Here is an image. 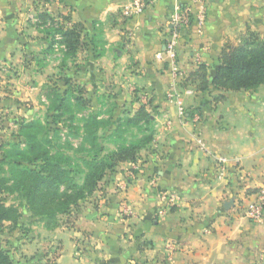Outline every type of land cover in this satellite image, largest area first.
<instances>
[{"label": "crops", "instance_id": "0c3cea01", "mask_svg": "<svg viewBox=\"0 0 264 264\" xmlns=\"http://www.w3.org/2000/svg\"><path fill=\"white\" fill-rule=\"evenodd\" d=\"M178 1L189 0H148L144 13L126 17V0H0L3 63L42 65L38 75L52 69L63 91L70 80L86 86L91 100L105 92L122 105L130 103L134 108L126 115L146 103L155 118L153 143L137 161L120 162L108 173L66 223L54 229L42 224L21 235L28 261L264 264V220L246 215L248 204L264 194V84L256 91L227 92L221 100L215 90L185 97L189 109L203 117L199 130L209 152L202 150L195 127L180 121L168 99L174 78L168 63L156 59ZM205 2L207 23L201 32L196 24L184 29L179 62L189 72L205 64L212 78L227 43H238L251 31L264 36V0ZM41 11L64 25L70 22L66 27H82L85 46L66 66L67 48L47 52L44 26L32 18ZM217 155L231 160L223 178L216 170ZM166 191L179 193L182 201L160 215V195ZM228 201L233 203L227 207ZM124 203L132 213L122 211Z\"/></svg>", "mask_w": 264, "mask_h": 264}, {"label": "trees", "instance_id": "16d2710c", "mask_svg": "<svg viewBox=\"0 0 264 264\" xmlns=\"http://www.w3.org/2000/svg\"><path fill=\"white\" fill-rule=\"evenodd\" d=\"M37 16L39 21L35 24L44 26L48 36L47 52L53 53L57 42L65 44L63 66H66L67 60L76 58L85 46L81 25L66 27L45 11ZM56 34L62 39L57 41ZM209 76L207 65L200 64L190 72L186 84L194 86L196 91L215 90L217 100L224 99L230 91H256L264 84V36L249 32L238 43H227L215 76ZM86 93L83 84L70 80L64 91L51 88L48 99L53 114L46 120L21 121L16 138L1 146L0 231L6 222L16 227L23 217L20 205L9 204L6 194H18L34 217L43 218L48 228H56L60 226L56 221L58 214L71 213L98 190L103 178L120 162L137 161L141 151L153 143L155 118L146 103L134 115L124 117L110 114L105 119L103 111H93L83 115L80 125H65L69 126L66 130L60 125L61 120L70 115L75 121L78 112L74 108L83 110L90 105ZM110 125L115 128L108 129L112 133L107 135L103 128ZM128 132L132 139L125 137ZM71 137L80 139V143L75 145ZM107 138L113 140L114 148L105 145L103 140ZM0 264L22 263L0 245ZM25 264L62 263L36 260Z\"/></svg>", "mask_w": 264, "mask_h": 264}, {"label": "rangeland", "instance_id": "374dc122", "mask_svg": "<svg viewBox=\"0 0 264 264\" xmlns=\"http://www.w3.org/2000/svg\"><path fill=\"white\" fill-rule=\"evenodd\" d=\"M251 32L257 33V31ZM25 66L26 65L20 60H13L10 63H3L0 60V155L2 153L1 146L16 138V134L19 131V123L21 121L35 118L46 120L50 113L53 114L52 111H49L50 102L48 93L51 88H62L61 85L55 82L56 77L52 74V69L47 68L42 77L37 73L39 70H42V65H38V68L29 67L30 65H27V67ZM84 87L87 90L86 86ZM91 89V91H93L94 88ZM86 94H88V90ZM104 94H100L101 96H98L97 99H90V105L87 106L86 109L80 110L74 108L75 111L78 112L75 121L71 120L70 115H66L63 120H61L60 125H80V119L83 115L90 114L93 111H103V117L106 119L110 114L115 115L116 118L120 116L124 117L133 110L134 107L130 103L122 105L116 101L112 93L110 95L105 94V96ZM48 119L51 120L52 118L50 117ZM69 126H65V129L68 130ZM114 128L115 125H110L103 129L104 131H108L107 135H110L112 132L108 129ZM131 130L137 131L136 128H131ZM126 136L128 139H132L131 132H128L125 137ZM71 141L75 145L80 143V139L75 137H71ZM112 141L113 140L109 138L103 140L109 149L114 148ZM6 197L9 204L15 203L20 205L23 217L16 227H13L14 224H10L9 222L4 224L0 231V245L4 246V248L10 252L15 261L25 264L29 261L25 259L27 256L24 255L22 250V243H20V239L22 238L21 235H29L33 229L39 230L42 224H44L47 229L50 228L46 226V221L43 220V218L34 217L32 213L27 210L26 206L22 204V199L18 194H6ZM74 209L72 211H74ZM68 214L70 213L58 214L56 221L59 222L60 225L66 223V221H68L67 219H69ZM27 255L30 256L29 254Z\"/></svg>", "mask_w": 264, "mask_h": 264}, {"label": "built area", "instance_id": "2783aa9c", "mask_svg": "<svg viewBox=\"0 0 264 264\" xmlns=\"http://www.w3.org/2000/svg\"><path fill=\"white\" fill-rule=\"evenodd\" d=\"M205 1L206 0H189L187 2H177L170 14L164 50L157 52L156 59L167 62L174 77L167 92V96L168 99L177 106L178 118L184 123L190 121L193 124L195 127L194 135L196 143L202 150L209 152L204 138L202 137V133L199 130V126L202 124L203 120L201 112L190 110L185 101L186 96H194L197 91L191 84H186L190 72L181 67L179 62L180 45L184 29L191 24H196L198 30L201 32L207 23L208 6ZM148 4V0H126L122 6V12L126 17H136L145 12ZM32 18L35 22L39 21L37 14ZM66 25H70V22H67ZM55 38L59 41L62 39V36L56 34ZM55 48L64 49L66 46L65 44L57 42ZM173 124L174 121L172 119L167 120L166 125L168 128H172ZM215 162L219 177L223 178L228 175L231 162L228 156L217 155L215 156ZM238 162L239 160L237 159L236 163ZM123 187H125V185ZM160 200L163 206L159 209V214L164 215L168 208L180 204L182 197L175 191H166L160 195ZM122 211L127 214L132 213L128 203L122 205ZM246 215L253 220H264V194L260 195L257 200H253L248 204L246 207ZM169 248L173 250L175 246L170 244Z\"/></svg>", "mask_w": 264, "mask_h": 264}, {"label": "water", "instance_id": "95a60500", "mask_svg": "<svg viewBox=\"0 0 264 264\" xmlns=\"http://www.w3.org/2000/svg\"><path fill=\"white\" fill-rule=\"evenodd\" d=\"M231 203H233V201H228L225 205L228 207Z\"/></svg>", "mask_w": 264, "mask_h": 264}]
</instances>
